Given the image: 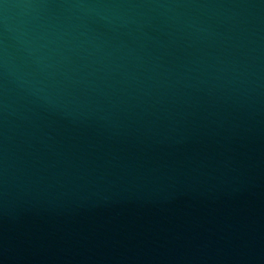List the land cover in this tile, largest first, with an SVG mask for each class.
<instances>
[{
    "label": "water",
    "instance_id": "obj_1",
    "mask_svg": "<svg viewBox=\"0 0 264 264\" xmlns=\"http://www.w3.org/2000/svg\"><path fill=\"white\" fill-rule=\"evenodd\" d=\"M0 264H264V0H0Z\"/></svg>",
    "mask_w": 264,
    "mask_h": 264
}]
</instances>
